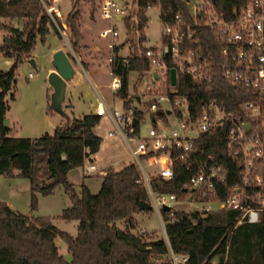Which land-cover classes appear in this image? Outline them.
<instances>
[{"label":"trees","instance_id":"trees-1","mask_svg":"<svg viewBox=\"0 0 264 264\" xmlns=\"http://www.w3.org/2000/svg\"><path fill=\"white\" fill-rule=\"evenodd\" d=\"M133 1L138 20L131 22V14L127 16L133 47L130 62L128 66L119 65L114 69L122 77L119 95L125 106L131 102L130 72L146 73L150 68L149 60L142 52L145 28L149 21L146 10L148 0ZM161 2L165 17L180 11L187 20L190 19L185 0ZM241 2L215 0V5L224 10ZM0 18L9 19V22L0 20V25L9 31L3 37L0 50L5 56L14 59L9 70L0 71V175L21 176L30 180L32 210L37 209L40 195L51 194L57 185H63L72 203L62 210L59 217L79 222L77 234L73 235L59 228L49 216L25 214L0 200V264H158L153 258L167 255L170 251L168 243L164 239H145L133 231L135 225L131 216L140 210L141 201L150 204L146 210L153 209L147 186L140 180L141 171L134 162L105 174L97 193L84 182L78 190L69 179L72 168L82 166L86 159L94 160L92 155L100 150L103 138L95 133L94 127L100 123L102 115L89 112L69 117L53 133L47 132L36 137L9 135L11 128L6 124L10 108L8 98H16L15 74L18 64L32 57L39 40L46 42L54 22L42 0H0ZM14 19L20 23L14 24ZM66 22L70 45L75 52H79L83 46L80 43V0L74 1ZM133 32L139 33L138 40ZM197 33L198 43L190 45L201 47L204 54L215 62L213 80L207 86L199 85L191 76L182 75L180 94L187 97L192 113L196 105L199 109L211 98L217 99L227 109H237L242 102L254 96L253 91L236 86L223 77L221 65L225 56L221 45L213 38L211 29L202 27ZM114 50L119 53L120 47L115 46ZM48 112H54L51 104L48 105ZM135 113L137 123L134 133L139 132L144 110L136 107ZM154 114L166 117L167 111L159 107ZM226 135L225 128L217 127L202 134L199 139L208 151L215 153L218 160L228 166L229 176L219 185L220 190L216 195L220 199L228 196L230 188L239 180L241 170V165L229 157ZM43 172L45 177L42 176ZM189 176L190 172L184 165L176 163L174 178L162 190L183 198V184ZM152 183L155 188H159L157 180ZM162 214L168 217L169 211L162 209ZM174 217L176 224L167 227L170 244L181 236L191 247L186 253L187 259L179 264H264V210L258 221L243 220L240 224V212L226 207L204 215L199 211H176ZM121 219L128 221L126 229L118 226L117 222ZM170 227L173 234L169 233ZM178 230L182 233H176ZM191 235L198 238L197 243H191ZM58 236L66 241L70 259L60 252L56 242ZM163 264L175 263L167 260Z\"/></svg>","mask_w":264,"mask_h":264},{"label":"built area","instance_id":"built-area-1","mask_svg":"<svg viewBox=\"0 0 264 264\" xmlns=\"http://www.w3.org/2000/svg\"><path fill=\"white\" fill-rule=\"evenodd\" d=\"M42 1L55 26L66 38L63 0ZM185 1L189 7V20L180 11L165 17L161 0L147 2V13L154 6L160 8L161 22L160 42L145 46L142 51L149 60L147 73L152 78L151 90L158 91L150 108L155 113L160 103H166L163 108L167 116L151 115L153 124L148 133L138 136L137 144L133 145L129 141H134L139 133H134L138 106L132 100L128 106L124 105L119 95L122 77L114 71L116 66H128L131 52L119 58L114 47L118 46L120 36L116 20H123L128 26L127 16L131 14V22L137 21L136 6L133 0H99L97 12L108 21L102 35L109 38V86L114 96L107 102L99 94L96 113L111 116L114 127L109 131L110 136L121 134L129 142L132 162L141 171L140 180L147 186L150 202L158 210L165 231L168 225L176 224L175 212L185 210L176 205L184 203L200 205L195 211L202 215L225 207L235 209L241 214L239 224L243 220L256 222L264 210V0H242L241 4L224 10L217 8L215 0ZM202 27L210 28L213 38L222 47L225 56L221 65L223 77L254 93L237 109H227L217 99L211 98L199 109L196 105L192 113L187 97L180 94L182 75L191 76L199 85L207 86L213 80L215 62L204 54L201 47L190 45L198 43L197 31ZM172 67L176 70L175 83L171 77ZM29 75L33 76V72ZM115 96L121 98L122 108L116 107ZM136 100L141 103L140 96ZM247 124L251 127L248 128ZM217 127L227 130V152L234 162L241 165L240 178L225 199L216 195L219 185L229 176L228 166L199 140L202 134ZM144 162L156 165L152 175L145 170ZM176 163L183 164L190 172L183 184L185 196L181 199L175 193L162 190L174 178ZM82 168L86 176L109 172L100 169L90 159L85 160ZM153 180L158 181L159 188L153 186ZM164 206H168V217L162 214ZM166 238L170 242L167 233ZM186 259V254L174 255L175 264Z\"/></svg>","mask_w":264,"mask_h":264},{"label":"rangeland","instance_id":"rangeland-1","mask_svg":"<svg viewBox=\"0 0 264 264\" xmlns=\"http://www.w3.org/2000/svg\"><path fill=\"white\" fill-rule=\"evenodd\" d=\"M75 0H63L62 8L64 20L66 22V16L68 11L72 8ZM81 4V30L83 38L85 40H80V43L83 45L80 48L79 52H75L69 42L70 32L66 29V38L61 34L57 27L52 25L51 32L48 35V38L45 43L41 40L38 41L33 54L36 55L34 59L36 60V66L28 59H23L19 62L15 78L17 82V92L16 98H8L10 108L7 112L6 123L8 126L13 128V131L9 135L15 136L17 130V124L15 125L16 120L22 115V108L25 109L23 105V100L26 97H32L34 106L32 108L33 114L35 116H40L42 108L40 107V101H43L46 95L49 93L48 103L50 104L51 95L53 92V87L49 81V68L53 65V55L51 56V45H64L63 49L67 52L70 59L73 61L74 65L77 66L83 72V79L76 87L73 88L76 97L83 95L84 106H89L92 99L96 101L99 99V92L102 93L107 99H111L113 95V90L110 88L109 83L111 81V74L109 69V56L111 55L110 47L108 45L109 38L102 35V29L108 25V21L100 17L97 12V6L99 0H80ZM130 9V7H129ZM149 21L145 28L146 38L143 40L142 45L150 46L158 44L161 40V22H160V8L154 6L148 10ZM5 22H9V19H2ZM14 24H19L20 22L17 19L13 20ZM67 24V22H66ZM120 36L118 38V46L120 47L119 55L124 56L128 55L133 47L130 41L129 31L123 20H116ZM9 31L4 29L0 25V44L2 43L3 37ZM133 35L138 40L139 33L133 32ZM33 58V57H32ZM14 59L7 57L0 50V71L9 70L13 64ZM30 72H33V76H30ZM74 77V76H73ZM72 79V78H71ZM70 79V80H71ZM152 78L149 74L139 73L138 71H131L129 74V93L130 99L135 106L144 110V116L140 121L139 133L136 135L134 141H129L131 144L136 145L138 136H144L148 133L149 128L152 126L153 121L151 115L154 112L151 110V104L154 101L158 91L151 90ZM52 87V89L50 88ZM50 88V89H49ZM141 97V103L137 102V97ZM159 95L157 96V98ZM115 105L116 107L122 108L123 102L120 97L115 96ZM157 100V99H156ZM159 100L160 97H159ZM65 101V100H64ZM77 102V101H76ZM48 104V105H49ZM167 106L166 103H160L159 107L163 108ZM78 107L79 106L78 104ZM80 111L81 108H77ZM67 118V117H66ZM69 118V117H68ZM67 118V119H68ZM41 122V118H39ZM96 131L102 136L103 141L101 148L96 157V164L100 169H110L116 168L120 169L125 163L129 162L132 158L129 142L121 135L116 134L113 136L109 135V131L114 127L113 121L109 114L102 116V119ZM36 135L40 136L46 132H53V129L44 127L41 130H35ZM120 161L118 164L116 161ZM146 163V162H144ZM145 170L152 175L156 170V165L145 164ZM82 167H75L70 170L69 179L75 184L76 188L80 190L81 183H85L90 186L94 193H97L101 187V183L104 179V175L96 173L90 176H83ZM42 176H46L43 172ZM30 181L26 177L21 176H7L0 175V200L4 201L6 199H11L18 202L19 207L23 208L26 206V203L30 202ZM188 199V198H186ZM72 200L69 194L66 193L63 185H57L54 191L48 195L39 196V204L37 209L34 210V215H45L52 218V221L61 229L67 230L70 233H76L78 227V221L75 219L66 220L59 217L62 213V210L71 205ZM200 206L194 203H184L177 204V208H184L186 212L195 211L196 207ZM26 209L30 211L29 206ZM138 221L137 229H134L137 234L142 235L145 239L149 238H158L164 239L170 246V251L167 255L156 258L154 260L158 264H163L164 261L174 260V255L186 254L191 247H189V242L178 236L170 244L166 238L167 231L164 230L158 210L153 206L152 210L141 211L136 216ZM118 226L126 229L128 221H118ZM136 226V223H133ZM146 229L142 231L143 229ZM181 232V230L176 231V233ZM169 233L173 234L172 227L169 228ZM182 233V232H181ZM57 244L59 246L60 252L69 259V250L68 245L65 240L61 237H57ZM198 238L191 235V243H197Z\"/></svg>","mask_w":264,"mask_h":264},{"label":"crops","instance_id":"crops-1","mask_svg":"<svg viewBox=\"0 0 264 264\" xmlns=\"http://www.w3.org/2000/svg\"><path fill=\"white\" fill-rule=\"evenodd\" d=\"M128 27H129V24L127 26V30H128ZM81 40L82 41L85 40V37L83 38V34H82ZM63 46L64 45H59V44L54 45V46L51 45V49H50L51 50V56L54 55V53L57 50L63 49ZM32 57L34 58V57H36V55L32 53ZM31 58L29 59L30 61H31ZM33 65L36 66V60H35V64H33ZM75 68H76V73L74 74V77L71 80L68 81V84H67L66 98H65V101H63V103H62V106H63L62 112H58V111H55V110H54V112H51V113L48 112V104H49L48 103V94L49 93L46 95V97L44 98V100L43 101H40V103H39L40 107L42 108V112H41V115L40 116H35L33 114L32 108L34 106V102L32 100V97H26L23 100L22 103H23L25 109L22 108V115H20L19 118L15 122V125L17 124V128H16V130H17L16 132L17 133L16 134H18V135H15L16 137H19V136L36 137L38 135H36L35 130H41L44 127L45 128L46 127L51 128V129H53V132H54L55 129H56V127L58 125H63L67 121V118L68 117H75V116H79V115H81L83 113H89V112L96 113V110H97V106L99 104L100 97L96 101H94V99H92L91 102H90V104H89V106H88V108H87V106H85V105L83 106L82 105V103H83V100H82L83 99V95H82V97L79 95V97L77 98L76 97V94L73 91V88L76 87L79 83H81V81L83 79V72L77 66H75ZM55 69L56 68H55V66L53 64L49 68V71H53ZM50 88L52 89V87H50ZM99 94H102V93L99 92ZM99 94H98V96H99ZM104 98L106 99L107 102H110V100H111V99H107L105 96H104ZM78 104L81 107H78ZM77 108H81L80 111H78L79 109H77ZM39 118H41V122H39ZM97 126L98 125H96L94 127V131H95L96 134L100 135L96 131V127ZM10 128H11L10 132H12L13 131V128L12 127H10ZM112 128H113V126H112ZM53 132H48V133H53ZM98 153H99V151L97 153H95V154L92 155V157L94 158V161L95 162H96V157H97ZM131 161H132V159L129 162H131ZM116 162L118 164L120 163L119 160L116 161ZM129 162H127V163H129ZM127 163H125V164H127ZM80 167H82V166H80ZM120 169L113 168V169H110V171H113V170L114 171H118ZM82 170H83V168H82ZM69 173H70V171H69ZM83 176H86V175L84 174ZM90 189H91V187H90ZM30 190H31V183H30ZM4 201H6L15 210L21 211V212H23L25 214H29V215L35 216L33 214L34 210L29 209L30 211H27L26 209H23V208H28L27 206H29V208H31V195H30V202H29V204L26 203V205L25 204L22 205V206H26V207H23V208H20L19 205H18L19 203L16 202V201H13L11 199H6ZM141 211H144V210H141L140 209L139 211L134 212L132 214V216H131L132 217L131 218V221L134 222V223H136V226L134 227V229H137V226L139 225L138 224V221L136 220V216ZM123 220H125V219H121L120 221H123ZM134 229H133V231L136 232ZM144 230H146V229H143L142 231H144ZM77 231H78V227H77ZM76 234H77V232L76 233H73V235H76ZM56 242H57V239H56ZM70 258H71V253H69V259Z\"/></svg>","mask_w":264,"mask_h":264},{"label":"water","instance_id":"water-1","mask_svg":"<svg viewBox=\"0 0 264 264\" xmlns=\"http://www.w3.org/2000/svg\"><path fill=\"white\" fill-rule=\"evenodd\" d=\"M31 62L35 64L34 58H31ZM53 64L56 69L51 71L49 74V81L53 87L50 104L55 111L62 112L63 110L62 103L66 98L67 84L68 81L71 78H73L74 74L76 73V68L73 61L70 59V57L68 56L67 52L64 49H59L54 53ZM171 77H172V82L175 83L176 70L174 67L171 68ZM247 127L250 128L251 127L250 124H247ZM149 207L150 204L148 202L141 201L140 203L141 210H144ZM167 208L168 206H164V209Z\"/></svg>","mask_w":264,"mask_h":264}]
</instances>
